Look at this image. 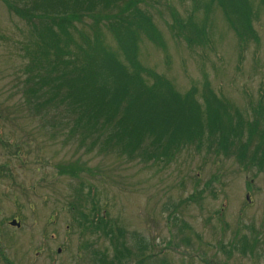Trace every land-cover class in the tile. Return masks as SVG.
Instances as JSON below:
<instances>
[{"label": "rangeland", "instance_id": "1", "mask_svg": "<svg viewBox=\"0 0 264 264\" xmlns=\"http://www.w3.org/2000/svg\"><path fill=\"white\" fill-rule=\"evenodd\" d=\"M207 2L135 0L158 35L139 33L138 61L198 99L208 81L230 113L257 119L262 137L251 126L227 140L206 131L164 154L149 138L122 146L104 129L73 127L44 83L49 64L28 49V17L12 10L25 3L0 0V234L14 232L0 238V264H264V4L250 0L253 36L243 42ZM126 11L111 5L76 28L96 25L116 49L105 23ZM203 25L204 44L190 32ZM89 212L108 226L92 230Z\"/></svg>", "mask_w": 264, "mask_h": 264}, {"label": "trees", "instance_id": "2", "mask_svg": "<svg viewBox=\"0 0 264 264\" xmlns=\"http://www.w3.org/2000/svg\"><path fill=\"white\" fill-rule=\"evenodd\" d=\"M18 1L25 3V7L20 10L12 7V10L22 17L26 15L31 24L28 49L42 54L49 64L54 75L44 83L53 97L59 99L61 95L59 103L75 115L73 127L104 129L106 138L122 146L136 145L149 138L154 147L165 145L164 154L177 150L195 136H206V131L214 130L220 140H227L251 126L262 137L257 119H249L246 124L241 120L242 111L230 113L208 86V81L198 93L201 97L198 99L195 89L179 93L163 75L138 61L136 42L139 33L147 32L151 40L158 35L148 16L134 8L135 0ZM259 2L264 4V0ZM213 3L221 7L232 28L245 40L243 42L253 36L251 16H255V11L250 0H208L205 10L208 11ZM111 5L128 9L123 15H117L119 19L114 14L105 23L117 41L116 49L107 46L96 25L92 33H88L79 31L75 24ZM8 6L11 9L9 3ZM32 17L40 21V26L32 23ZM188 17L192 19L193 14ZM176 20V28L189 29L184 19ZM204 28L203 25L190 31L203 44L209 43ZM221 113L224 118L220 122ZM254 113L257 117L261 110L255 109ZM260 149L257 145L256 150ZM88 216L92 217L89 219L92 230H96L101 221L102 225L108 226V220L99 213L89 212Z\"/></svg>", "mask_w": 264, "mask_h": 264}, {"label": "flooded vegetation", "instance_id": "3", "mask_svg": "<svg viewBox=\"0 0 264 264\" xmlns=\"http://www.w3.org/2000/svg\"><path fill=\"white\" fill-rule=\"evenodd\" d=\"M18 220V218H16ZM8 226L10 227H16V228H20L21 227V223L19 225H11L9 222H8ZM1 227V226H0ZM1 231H5L7 233L5 234H0V238H4V237H10L12 234L11 233H14V232H10L9 230H1Z\"/></svg>", "mask_w": 264, "mask_h": 264}, {"label": "water", "instance_id": "4", "mask_svg": "<svg viewBox=\"0 0 264 264\" xmlns=\"http://www.w3.org/2000/svg\"><path fill=\"white\" fill-rule=\"evenodd\" d=\"M246 198H247V199L249 198V195H248V194L246 195ZM10 223H11L12 225L19 224V222H18L17 220H15V219H12V220L10 221Z\"/></svg>", "mask_w": 264, "mask_h": 264}]
</instances>
